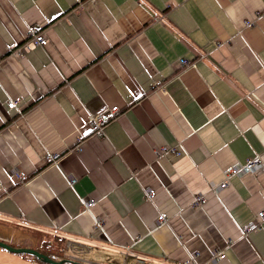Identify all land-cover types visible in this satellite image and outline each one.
<instances>
[{
    "label": "crops",
    "instance_id": "1",
    "mask_svg": "<svg viewBox=\"0 0 264 264\" xmlns=\"http://www.w3.org/2000/svg\"><path fill=\"white\" fill-rule=\"evenodd\" d=\"M263 11L0 0V240L60 256L64 237V259L89 264H264V221L244 230L264 209V170L211 189L264 152V17L245 26ZM31 27L45 41L26 47ZM113 105L96 136L91 114ZM0 264L51 263L0 246Z\"/></svg>",
    "mask_w": 264,
    "mask_h": 264
},
{
    "label": "built area",
    "instance_id": "2",
    "mask_svg": "<svg viewBox=\"0 0 264 264\" xmlns=\"http://www.w3.org/2000/svg\"><path fill=\"white\" fill-rule=\"evenodd\" d=\"M260 16L264 17V11L257 12V14L253 18H249L245 20V26L253 25L255 23V20ZM44 41H45V36L41 34L40 32H38L36 27H31L29 30V37H27V40L24 43L26 47H31V46L40 45ZM181 63L184 66L194 64V62L189 63V60L185 58L181 59ZM17 103H18L17 99H12L11 101L8 102L7 105L9 108H13L14 106L17 105ZM119 112H120V107L118 105H113L111 107H108V106L102 107L96 112H94L93 114H91L89 123H90V126L94 130V134L98 137L104 136L106 125L113 118H115L119 114ZM164 152L177 153V149L174 147L172 148L169 146H164L160 149L159 153H164ZM47 158L51 160H55L56 156L53 154H50L47 156ZM263 170H264V152L260 154H256L255 156H252L245 161H238L235 164L227 167L223 171L224 177L220 182H211V189L217 192L227 187L232 176H235V175L242 176L245 174H257ZM17 176L23 177V176H26V173L17 172ZM155 194H156L155 190H152V189L148 192L149 197H153L155 196ZM94 202L95 200L91 198L87 200L85 203L87 207H92ZM203 202H204V195L198 194L196 196L194 205L196 207H200L203 204ZM166 219L167 218L164 215L162 214L159 215L158 217L159 224H164ZM263 221H264V209L260 210L256 214V219L250 222L249 224H247L244 227V230L247 232L249 230H254L256 228H259L262 226ZM68 245L71 246L70 243ZM223 256H224V253L221 251L214 252L213 259L220 260L221 258H223ZM71 258L73 259L74 256H72ZM212 261L213 260L211 259L207 262H204L203 264H213Z\"/></svg>",
    "mask_w": 264,
    "mask_h": 264
},
{
    "label": "water",
    "instance_id": "3",
    "mask_svg": "<svg viewBox=\"0 0 264 264\" xmlns=\"http://www.w3.org/2000/svg\"><path fill=\"white\" fill-rule=\"evenodd\" d=\"M0 246L6 248L9 251L12 252H20V253H29V254H33L35 256H37L38 258H41L42 260H44L45 262L51 263V264H89L87 262H83L81 260H79V258L74 259H62V260H54L52 258H50L48 255H46L43 252H40L36 249L33 248H27V247H15L12 246L2 240H0Z\"/></svg>",
    "mask_w": 264,
    "mask_h": 264
},
{
    "label": "trees",
    "instance_id": "4",
    "mask_svg": "<svg viewBox=\"0 0 264 264\" xmlns=\"http://www.w3.org/2000/svg\"><path fill=\"white\" fill-rule=\"evenodd\" d=\"M65 241H66V238H64V237H62V238L59 239V243L58 244L60 245L61 252H62L60 256H55L53 254H50L47 251L48 249H45V250L40 249V251H42L43 253H45L46 255H48L50 258H52L54 260H62V259H64V256H63V247L65 245ZM39 259H41V258H39Z\"/></svg>",
    "mask_w": 264,
    "mask_h": 264
}]
</instances>
